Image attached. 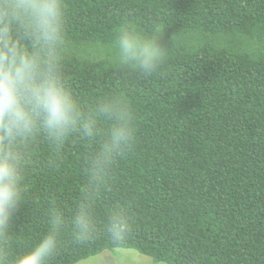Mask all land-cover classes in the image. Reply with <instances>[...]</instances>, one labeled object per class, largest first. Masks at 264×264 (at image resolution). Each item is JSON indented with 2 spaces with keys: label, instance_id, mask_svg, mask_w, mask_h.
<instances>
[{
  "label": "trees",
  "instance_id": "obj_1",
  "mask_svg": "<svg viewBox=\"0 0 264 264\" xmlns=\"http://www.w3.org/2000/svg\"><path fill=\"white\" fill-rule=\"evenodd\" d=\"M117 248L264 264V0H0V264Z\"/></svg>",
  "mask_w": 264,
  "mask_h": 264
},
{
  "label": "rangeland",
  "instance_id": "obj_2",
  "mask_svg": "<svg viewBox=\"0 0 264 264\" xmlns=\"http://www.w3.org/2000/svg\"><path fill=\"white\" fill-rule=\"evenodd\" d=\"M75 264H167L154 261L152 257L131 248L104 250Z\"/></svg>",
  "mask_w": 264,
  "mask_h": 264
}]
</instances>
